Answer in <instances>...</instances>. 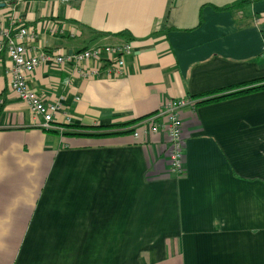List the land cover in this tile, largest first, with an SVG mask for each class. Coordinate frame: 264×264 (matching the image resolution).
<instances>
[{"label":"crops","instance_id":"1","mask_svg":"<svg viewBox=\"0 0 264 264\" xmlns=\"http://www.w3.org/2000/svg\"><path fill=\"white\" fill-rule=\"evenodd\" d=\"M19 26L34 34L28 54L47 55L27 84L59 109L41 128L0 55V264H264V89L203 103L264 80V0L7 2L0 28ZM124 42L122 77L54 61ZM169 99L193 103L178 176L163 133L62 134Z\"/></svg>","mask_w":264,"mask_h":264},{"label":"built area","instance_id":"2","mask_svg":"<svg viewBox=\"0 0 264 264\" xmlns=\"http://www.w3.org/2000/svg\"><path fill=\"white\" fill-rule=\"evenodd\" d=\"M33 37V32L24 26H19L14 30L0 28V55L5 52L11 64L9 89L27 105L32 117L42 118L43 122L40 123V126L47 130L52 128L53 116L58 111L59 104H45L27 84V76L47 58L45 54L38 57L28 54L27 47ZM131 50L132 46L128 42L118 45L94 46L65 56L57 55L54 57V61L58 64H74L77 67L88 61L96 62L99 65L105 63L108 64L104 68L106 75L122 77L128 73L126 57L131 54ZM81 70L83 69L81 68ZM98 72V69L91 72L83 70L80 71V74L87 76L90 73L97 74ZM189 103L193 105L192 102L184 99L166 100L156 113L138 122L132 133L136 138L139 137L141 130H147L150 134L163 133L168 144V170L177 176L183 171L181 110ZM69 122L70 118H66V123Z\"/></svg>","mask_w":264,"mask_h":264},{"label":"trees","instance_id":"3","mask_svg":"<svg viewBox=\"0 0 264 264\" xmlns=\"http://www.w3.org/2000/svg\"><path fill=\"white\" fill-rule=\"evenodd\" d=\"M2 1V0H1ZM246 1V0H242ZM7 3V2H6ZM9 3V2H8ZM264 89V80H257L249 83H244L240 88H238L235 91L225 93L219 96H211L207 100L203 101L204 102H215L219 100H224L232 97H237L240 95L252 93L255 91L263 90ZM215 95V94H213ZM150 115L143 117L141 119L120 124V125H112V126H107V127H86V128H79L75 131H63V135L66 136H77V137H106V136H118V135H127L131 134L134 131V126L140 122L141 120L149 117ZM66 128H71V126H65ZM75 129V128H73Z\"/></svg>","mask_w":264,"mask_h":264},{"label":"water","instance_id":"4","mask_svg":"<svg viewBox=\"0 0 264 264\" xmlns=\"http://www.w3.org/2000/svg\"><path fill=\"white\" fill-rule=\"evenodd\" d=\"M10 1H16V0H0V9L4 8L6 5V2H10Z\"/></svg>","mask_w":264,"mask_h":264}]
</instances>
